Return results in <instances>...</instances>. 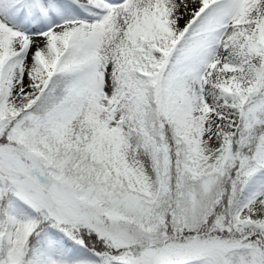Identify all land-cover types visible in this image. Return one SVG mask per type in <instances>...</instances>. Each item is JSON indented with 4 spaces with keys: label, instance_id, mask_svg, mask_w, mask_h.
Instances as JSON below:
<instances>
[{
    "label": "snow or ice",
    "instance_id": "6c2138e0",
    "mask_svg": "<svg viewBox=\"0 0 264 264\" xmlns=\"http://www.w3.org/2000/svg\"><path fill=\"white\" fill-rule=\"evenodd\" d=\"M0 264H264V0H0Z\"/></svg>",
    "mask_w": 264,
    "mask_h": 264
}]
</instances>
